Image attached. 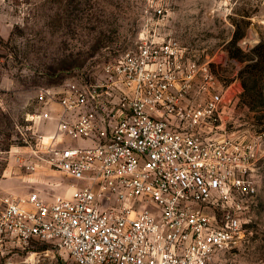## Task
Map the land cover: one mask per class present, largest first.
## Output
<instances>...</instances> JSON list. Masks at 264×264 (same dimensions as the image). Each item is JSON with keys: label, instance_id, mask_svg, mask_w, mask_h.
Returning <instances> with one entry per match:
<instances>
[{"label": "built area", "instance_id": "1", "mask_svg": "<svg viewBox=\"0 0 264 264\" xmlns=\"http://www.w3.org/2000/svg\"><path fill=\"white\" fill-rule=\"evenodd\" d=\"M224 96L209 61L149 28L118 58L40 87L19 163L62 173L73 189L2 197L0 257L215 264L245 237L264 143L226 131Z\"/></svg>", "mask_w": 264, "mask_h": 264}, {"label": "rangeland", "instance_id": "2", "mask_svg": "<svg viewBox=\"0 0 264 264\" xmlns=\"http://www.w3.org/2000/svg\"><path fill=\"white\" fill-rule=\"evenodd\" d=\"M163 9L164 20L155 15ZM178 40L207 60L225 90L223 123L230 135L264 130V107L251 111L241 99L246 63L264 43V0H3L0 3V209L5 195L37 192L71 195L74 180L62 173H29L19 163L38 107L36 93L82 70H92L134 47L144 29ZM80 145H84L81 143ZM249 204L244 239L217 255L215 264H264V143ZM43 248V247H41ZM27 253L0 257L22 264Z\"/></svg>", "mask_w": 264, "mask_h": 264}, {"label": "trees", "instance_id": "3", "mask_svg": "<svg viewBox=\"0 0 264 264\" xmlns=\"http://www.w3.org/2000/svg\"><path fill=\"white\" fill-rule=\"evenodd\" d=\"M244 36L245 32H235L231 54L246 63L242 72L241 99L251 111H255L258 107H264V43H259L250 55H244L240 48L235 47ZM260 133H264V130Z\"/></svg>", "mask_w": 264, "mask_h": 264}, {"label": "crops", "instance_id": "4", "mask_svg": "<svg viewBox=\"0 0 264 264\" xmlns=\"http://www.w3.org/2000/svg\"><path fill=\"white\" fill-rule=\"evenodd\" d=\"M3 0H0V3L2 2ZM57 109H59L58 107H57ZM41 171H43V170H41ZM40 172V171H39ZM39 194V196L40 197H42V198H44L45 200H48V201H50L52 198L50 197H44L42 194H40V193H38Z\"/></svg>", "mask_w": 264, "mask_h": 264}]
</instances>
